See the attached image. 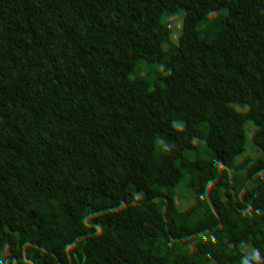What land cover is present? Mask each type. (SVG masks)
<instances>
[{
  "label": "trees",
  "instance_id": "16d2710c",
  "mask_svg": "<svg viewBox=\"0 0 264 264\" xmlns=\"http://www.w3.org/2000/svg\"><path fill=\"white\" fill-rule=\"evenodd\" d=\"M54 84L88 171L0 198V264H264V0H0V133Z\"/></svg>",
  "mask_w": 264,
  "mask_h": 264
},
{
  "label": "clouds",
  "instance_id": "9594fccd",
  "mask_svg": "<svg viewBox=\"0 0 264 264\" xmlns=\"http://www.w3.org/2000/svg\"><path fill=\"white\" fill-rule=\"evenodd\" d=\"M179 47V45H177ZM181 59L190 63L201 59L198 46L181 49ZM108 75L99 80L98 120L104 129L115 123L112 109L111 88L125 83L120 69L105 61ZM69 79L75 81L82 75L77 69L69 71ZM43 114H34L27 121L20 120V129L30 134V141L24 136L0 133V198L8 199L10 193H21L27 188L36 193L46 187L54 174L77 177L88 171L82 163V156L74 150L79 144V131L70 132L64 122L67 113L74 109L76 98L63 84L41 87L31 97ZM121 101H117L120 103Z\"/></svg>",
  "mask_w": 264,
  "mask_h": 264
}]
</instances>
